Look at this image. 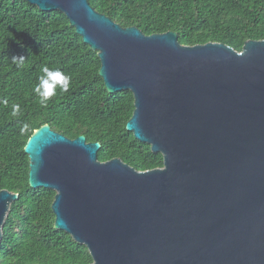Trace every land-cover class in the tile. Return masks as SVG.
I'll use <instances>...</instances> for the list:
<instances>
[{"label":"water","instance_id":"water-1","mask_svg":"<svg viewBox=\"0 0 264 264\" xmlns=\"http://www.w3.org/2000/svg\"><path fill=\"white\" fill-rule=\"evenodd\" d=\"M63 12L98 52L109 92L135 99L127 129L162 153L138 171L99 142L43 125L25 147L30 185L56 191L55 227L91 264H264V40L242 51L175 31L122 27L89 0H26ZM18 193L0 191V241Z\"/></svg>","mask_w":264,"mask_h":264},{"label":"trees","instance_id":"trees-1","mask_svg":"<svg viewBox=\"0 0 264 264\" xmlns=\"http://www.w3.org/2000/svg\"><path fill=\"white\" fill-rule=\"evenodd\" d=\"M122 27L144 34L175 31L193 46L224 43L242 51L249 40H264V0H89ZM13 55L26 59L21 68ZM59 68L69 90L46 106L33 89L41 67ZM98 52L84 42L61 11H44L26 0H0V191L18 193L0 241V264H91L84 244L55 227L56 191L30 185L27 142L43 125L68 138L99 142L100 161L120 158L138 171L163 167L162 153L127 129L135 110L130 90L111 93L100 75ZM19 113L13 115V106ZM27 124L25 133L21 128Z\"/></svg>","mask_w":264,"mask_h":264},{"label":"clouds","instance_id":"clouds-1","mask_svg":"<svg viewBox=\"0 0 264 264\" xmlns=\"http://www.w3.org/2000/svg\"><path fill=\"white\" fill-rule=\"evenodd\" d=\"M25 57L23 55L11 57V62L17 68H21L24 64ZM42 75L39 76V83L35 85L33 91L39 98V103L46 106L47 102L57 94L56 89L59 87L61 93L69 90L71 78L59 68H49L47 65L41 67ZM19 113V106H13V115ZM28 125L25 124L21 128V134L25 133Z\"/></svg>","mask_w":264,"mask_h":264}]
</instances>
